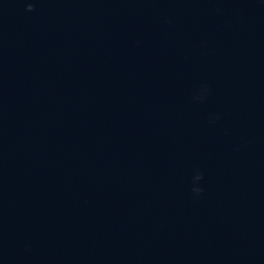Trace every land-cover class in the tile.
<instances>
[{
	"label": "water",
	"instance_id": "95a60500",
	"mask_svg": "<svg viewBox=\"0 0 264 264\" xmlns=\"http://www.w3.org/2000/svg\"><path fill=\"white\" fill-rule=\"evenodd\" d=\"M0 264H264V0H0Z\"/></svg>",
	"mask_w": 264,
	"mask_h": 264
},
{
	"label": "clouds",
	"instance_id": "9594fccd",
	"mask_svg": "<svg viewBox=\"0 0 264 264\" xmlns=\"http://www.w3.org/2000/svg\"><path fill=\"white\" fill-rule=\"evenodd\" d=\"M26 10L27 11H34L35 10L34 3H27ZM200 191H202V189Z\"/></svg>",
	"mask_w": 264,
	"mask_h": 264
}]
</instances>
